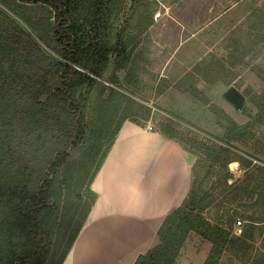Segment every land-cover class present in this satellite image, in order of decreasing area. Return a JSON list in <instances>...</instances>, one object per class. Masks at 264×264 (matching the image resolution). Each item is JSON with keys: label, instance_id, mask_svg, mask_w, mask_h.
<instances>
[{"label": "trees", "instance_id": "1", "mask_svg": "<svg viewBox=\"0 0 264 264\" xmlns=\"http://www.w3.org/2000/svg\"><path fill=\"white\" fill-rule=\"evenodd\" d=\"M124 2L0 0V264H62L97 199L90 185L122 123L142 126L150 118L148 107L120 91L122 84L137 87L133 52L148 26L137 25L128 39L122 31L112 44L109 20ZM119 71L126 73L121 81ZM97 89L93 141L81 149ZM190 92L209 105L196 88ZM250 103L261 117L264 90ZM210 110L227 125L219 140L224 145L215 148L183 142L168 120L159 124L158 132L196 157L192 184L182 205L164 218L158 243L134 264H174L188 233L197 231L191 215L201 190L200 163L235 161L228 147L251 124L238 125L214 105ZM191 143L204 151L201 158L187 148ZM212 251L204 264H216L213 254L221 251Z\"/></svg>", "mask_w": 264, "mask_h": 264}, {"label": "rangeland", "instance_id": "2", "mask_svg": "<svg viewBox=\"0 0 264 264\" xmlns=\"http://www.w3.org/2000/svg\"><path fill=\"white\" fill-rule=\"evenodd\" d=\"M119 9L109 20L112 44L120 32L128 39L138 33L137 25L142 29L148 23L133 52L137 87L122 84L120 89L150 109L142 128L157 131L168 120L178 126L183 142L193 139L215 148L214 143L224 145L219 140L227 125L211 105L238 125L251 124L228 147L235 161L200 163L201 190L191 215L197 231L188 233L174 264H204L215 247L221 251L213 254L216 264H264V114L258 117L250 103L264 90V0H125ZM113 60L104 79L111 75ZM116 74L120 81L126 75ZM192 87L210 106L191 94ZM231 87L245 97L241 110L223 97ZM95 90L81 149L93 141ZM186 146L203 156L192 143Z\"/></svg>", "mask_w": 264, "mask_h": 264}, {"label": "crops", "instance_id": "3", "mask_svg": "<svg viewBox=\"0 0 264 264\" xmlns=\"http://www.w3.org/2000/svg\"><path fill=\"white\" fill-rule=\"evenodd\" d=\"M195 160L178 141L124 121L90 185L97 199L62 264H134L188 197Z\"/></svg>", "mask_w": 264, "mask_h": 264}, {"label": "water", "instance_id": "4", "mask_svg": "<svg viewBox=\"0 0 264 264\" xmlns=\"http://www.w3.org/2000/svg\"><path fill=\"white\" fill-rule=\"evenodd\" d=\"M224 99L236 110H241L245 106V97L236 88L231 87L223 94Z\"/></svg>", "mask_w": 264, "mask_h": 264}]
</instances>
